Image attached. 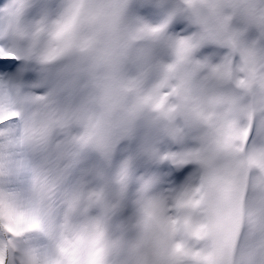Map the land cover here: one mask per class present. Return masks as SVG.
Masks as SVG:
<instances>
[{"label":"snow or ice","instance_id":"obj_1","mask_svg":"<svg viewBox=\"0 0 264 264\" xmlns=\"http://www.w3.org/2000/svg\"><path fill=\"white\" fill-rule=\"evenodd\" d=\"M0 264H264V0L0 4Z\"/></svg>","mask_w":264,"mask_h":264},{"label":"bare ground","instance_id":"obj_2","mask_svg":"<svg viewBox=\"0 0 264 264\" xmlns=\"http://www.w3.org/2000/svg\"><path fill=\"white\" fill-rule=\"evenodd\" d=\"M5 2V0L3 1V0H0V4H3Z\"/></svg>","mask_w":264,"mask_h":264},{"label":"rangeland","instance_id":"obj_3","mask_svg":"<svg viewBox=\"0 0 264 264\" xmlns=\"http://www.w3.org/2000/svg\"><path fill=\"white\" fill-rule=\"evenodd\" d=\"M4 1V0H3ZM152 22H157V21H152Z\"/></svg>","mask_w":264,"mask_h":264}]
</instances>
